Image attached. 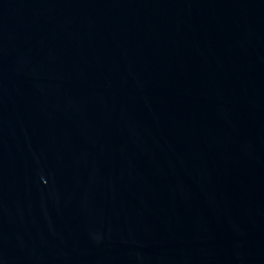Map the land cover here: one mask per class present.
<instances>
[{
	"label": "water",
	"instance_id": "1",
	"mask_svg": "<svg viewBox=\"0 0 264 264\" xmlns=\"http://www.w3.org/2000/svg\"><path fill=\"white\" fill-rule=\"evenodd\" d=\"M0 264H264V0H0Z\"/></svg>",
	"mask_w": 264,
	"mask_h": 264
}]
</instances>
